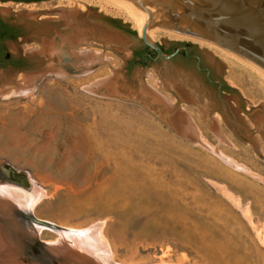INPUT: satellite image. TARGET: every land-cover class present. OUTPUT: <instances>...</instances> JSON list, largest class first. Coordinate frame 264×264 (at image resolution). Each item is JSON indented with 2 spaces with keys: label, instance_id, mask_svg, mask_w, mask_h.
Returning <instances> with one entry per match:
<instances>
[{
  "label": "rangeland",
  "instance_id": "rangeland-1",
  "mask_svg": "<svg viewBox=\"0 0 264 264\" xmlns=\"http://www.w3.org/2000/svg\"><path fill=\"white\" fill-rule=\"evenodd\" d=\"M73 11L142 36L112 0H0V12ZM152 40L189 43L215 57L227 86L264 109V79L256 71L170 31ZM90 48L105 63L45 76L30 95L0 98V197L21 205L1 190L43 193L17 214L18 241L28 248L12 255L0 234V264H264V159L217 113L211 126L179 103L197 131L189 138L160 115L83 88L115 73L124 57ZM148 70L146 84L176 104L162 77ZM6 209L0 207V225ZM31 217L52 226H35V234Z\"/></svg>",
  "mask_w": 264,
  "mask_h": 264
},
{
  "label": "water",
  "instance_id": "water-1",
  "mask_svg": "<svg viewBox=\"0 0 264 264\" xmlns=\"http://www.w3.org/2000/svg\"><path fill=\"white\" fill-rule=\"evenodd\" d=\"M124 1L133 4L140 14L148 15L145 26L140 28L142 36L89 13L73 11L40 16L0 12L22 28L23 37L6 41L4 47L16 61H24L21 69L0 67V98L30 95L42 77L86 72L105 63L103 53L90 48L101 47L123 54V62L115 73L83 88L104 97L125 99L160 115L189 138L196 137L197 131L179 103L196 109L211 126H217V113L235 138L264 159V109L246 104L227 86L224 65L196 50L203 57V65L212 69L214 78L225 82L227 91L220 95L206 75L196 69L195 62L171 60L179 51L169 55L160 45L171 48L179 43L155 41L151 37V27L159 21L166 29L211 41L264 69V0ZM146 45L158 53L156 60H160L128 69L133 53L144 52ZM183 48L188 51L187 46ZM149 67L157 71L177 97L176 104L146 84L145 78L151 77ZM5 205L9 209L3 212L4 222L0 225L2 242L12 255H22L28 247L18 241L23 230L17 214L27 212L26 207L10 205L0 197V207ZM30 221L33 224L30 230L35 234V226H52L34 217Z\"/></svg>",
  "mask_w": 264,
  "mask_h": 264
},
{
  "label": "bare ground",
  "instance_id": "bare-ground-1",
  "mask_svg": "<svg viewBox=\"0 0 264 264\" xmlns=\"http://www.w3.org/2000/svg\"><path fill=\"white\" fill-rule=\"evenodd\" d=\"M108 1V0H107ZM115 4H117L119 7H121L127 14L128 16L137 24L138 26V29L141 31V26H145L146 22H147V18H148V15H145V14H140L138 12V10L135 8V6L129 2H126L124 0H112ZM157 26H152L151 27V37L153 39H156L158 38V36L160 35L161 32H166V31H170L172 33H175V34H178V35H183V36H186L188 38H192L194 41H197V42H200L201 44L203 45H206V46H209L213 49H216L218 52H220L223 56H226V57H231L233 58L234 60L236 61H239L241 62L242 64L246 65L247 67L251 68L252 70L256 71L260 76L263 77L264 79V69L261 68L260 66H258L256 63L232 52V51H229V50H226L222 47H220L219 45L211 42V41H208L206 39H202V38H197V37H194V36H188L186 34H180L179 32H174V31H171V30H168V29H165L162 22H159L157 21L155 23ZM142 32V31H141ZM143 33V32H142ZM220 54V55H221ZM221 55V56H222ZM14 176H15V173H14ZM13 187V186H12ZM1 192L3 193V195L5 194V196H7L8 199H13L15 201H17L18 203H20L22 206L26 207V208H29V207H33L39 200L40 198H42L43 196V193L40 194V193H37V194H32L29 195L27 192L23 191V190H20L19 188H11V191L10 190H1ZM40 192V191H39ZM6 200V199H5ZM11 201V200H9ZM14 201V202H15ZM98 229V228H97ZM99 230V229H98ZM86 232V231H85ZM99 231H97L98 233ZM84 233V232H83ZM101 233V231H100ZM86 234V233H84ZM94 234V233H93ZM92 236V235H91ZM93 237V236H92ZM101 241V240H99ZM103 241V240H102ZM96 242V240H95ZM104 242V241H103ZM101 243V242H100ZM77 244V243H76ZM98 245V244H97ZM105 245V244H104ZM103 246V245H102ZM107 246V245H106ZM105 247V246H104ZM107 248V247H106ZM105 248V249H106ZM83 250V249H82ZM109 253V252H108ZM72 254V253H71Z\"/></svg>",
  "mask_w": 264,
  "mask_h": 264
},
{
  "label": "flooded vegetation",
  "instance_id": "flooded-vegetation-1",
  "mask_svg": "<svg viewBox=\"0 0 264 264\" xmlns=\"http://www.w3.org/2000/svg\"><path fill=\"white\" fill-rule=\"evenodd\" d=\"M0 34H4L6 36H14L17 34H21L22 36H20V37H23L22 28L19 25H17L16 23H14L13 21L4 18L1 15H0ZM9 40H13V39L8 38L5 41H3V43L0 45V51H1L2 46H4L5 42L9 41ZM160 45H161L163 51L169 55L174 54V53L179 51V53L171 60L182 58L188 62H195L196 63V69L200 73L206 75L207 81L217 88V91L220 95H222L223 93H225L227 91V86H226L225 82L220 80V79L214 78L212 69L210 67L203 65V57L194 49V46L192 44L182 43L179 45H174L171 48H167L162 44H160ZM183 46H187L188 51H187V49L183 48ZM1 54H2V52H1ZM133 54H134L133 59L129 63L128 69L132 68L135 65L148 63L151 61L156 62V61L160 60V59L156 60V58L158 57V53L155 50L148 47L147 45H146L145 51L143 52V54L141 56H139V53L137 51H135ZM14 61L16 63L24 64V61H16L15 59H14ZM199 63H200V69L198 68ZM8 66H12V67H15L18 69L23 68V66L18 67V66H14L13 64H9ZM207 68H210V70Z\"/></svg>",
  "mask_w": 264,
  "mask_h": 264
},
{
  "label": "trees",
  "instance_id": "trees-1",
  "mask_svg": "<svg viewBox=\"0 0 264 264\" xmlns=\"http://www.w3.org/2000/svg\"><path fill=\"white\" fill-rule=\"evenodd\" d=\"M18 2H26V3H32V2H36L38 0H16ZM112 22H118V20L116 19H112ZM20 36H22L21 34H17L14 36H6L4 34H0V40L5 41L6 39L10 38L13 40H17L18 38H20ZM2 52V54H1ZM143 54V52L139 53V56H141ZM9 64H13L14 66H18V67H24V64H20V63H16L13 59V55L6 51L5 47L2 46L1 51H0V67H5L8 66Z\"/></svg>",
  "mask_w": 264,
  "mask_h": 264
}]
</instances>
